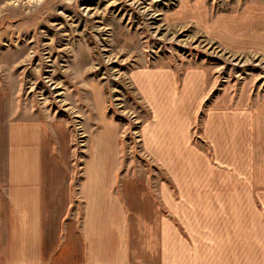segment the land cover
<instances>
[{
  "label": "crops",
  "instance_id": "obj_1",
  "mask_svg": "<svg viewBox=\"0 0 264 264\" xmlns=\"http://www.w3.org/2000/svg\"><path fill=\"white\" fill-rule=\"evenodd\" d=\"M261 23L248 18L246 46L232 49L264 52ZM128 79L152 115L138 143L166 177L155 197L121 172L113 118L102 116L75 171L61 141L55 149L39 120L13 118L0 90V264H264V97L251 109L245 91L231 109L229 96L212 104L210 157L192 142L205 73L179 83L172 69L146 68Z\"/></svg>",
  "mask_w": 264,
  "mask_h": 264
},
{
  "label": "rangeland",
  "instance_id": "obj_2",
  "mask_svg": "<svg viewBox=\"0 0 264 264\" xmlns=\"http://www.w3.org/2000/svg\"><path fill=\"white\" fill-rule=\"evenodd\" d=\"M248 18L260 27L264 0H0V90L13 118L39 120L55 149L61 141L75 171L102 116L113 118L122 127L121 172L145 179L155 197L166 177L139 146V126L152 115L130 73H205L195 136L212 157L202 129L212 104L229 96L231 109L245 91L251 109L264 97V52L232 49L246 46Z\"/></svg>",
  "mask_w": 264,
  "mask_h": 264
},
{
  "label": "trees",
  "instance_id": "obj_3",
  "mask_svg": "<svg viewBox=\"0 0 264 264\" xmlns=\"http://www.w3.org/2000/svg\"><path fill=\"white\" fill-rule=\"evenodd\" d=\"M173 70V69H172ZM174 71V70H173ZM175 72V71H174ZM175 74H176V78H177V82H179L180 83V78H181V75L180 74H177L176 72H175ZM198 121V117H195V122H194V124H193V127H192V142H193V144L195 145V146H205L206 147V145H205V143L204 142H202V140H200L198 137H196L195 136V134H196V132H198V129L196 130V128H195V123ZM201 123V122H200ZM206 149H208V152L210 151L209 150V148H207L206 147ZM205 149V151L207 152V150ZM207 154H211V153H207Z\"/></svg>",
  "mask_w": 264,
  "mask_h": 264
}]
</instances>
